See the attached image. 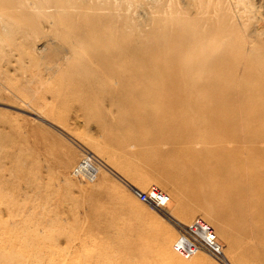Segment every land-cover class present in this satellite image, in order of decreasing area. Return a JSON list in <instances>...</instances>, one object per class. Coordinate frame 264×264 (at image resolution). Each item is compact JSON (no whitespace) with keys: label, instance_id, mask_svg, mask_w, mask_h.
Instances as JSON below:
<instances>
[{"label":"rangeland","instance_id":"374dc122","mask_svg":"<svg viewBox=\"0 0 264 264\" xmlns=\"http://www.w3.org/2000/svg\"><path fill=\"white\" fill-rule=\"evenodd\" d=\"M219 8L228 14L223 23L233 29L232 35L225 34L221 40L229 45L231 56L227 58L232 59L237 51H250L254 59L264 62V0H193L192 5L186 0H130L128 14L137 34L155 29L156 20L178 14L193 16L199 28L208 26L209 30L204 20L217 18L223 12ZM34 22L39 30L27 31L23 36L19 29L26 26L22 23L16 25L13 34L0 23V194L4 202L0 205V219H24L31 224L23 226L27 230L18 244L23 245L27 234H32L40 247L48 246L46 252L42 249L35 253L44 254L45 262L55 264H89L98 244L105 242L121 254V241L128 242L131 252L146 248L145 260L151 264H165L170 250L183 263L190 258H182L172 249L178 226L200 218L215 235L222 255L219 261L201 250L198 253L205 259L198 264H228L231 258L234 263L233 256L239 250L229 251L218 229L226 227L238 233L236 215L219 204L216 194L212 195L211 190L219 185H208L191 176L194 194L181 191L177 200L172 176H161L168 173L162 170V164L178 165L186 175L192 168L189 156L203 145L218 149L220 158L231 149L240 160L248 158L249 152L240 144V128L235 124L240 116L235 104L241 101L235 99L232 89L235 75L240 72L237 61L232 59V73L224 76L225 82L213 80L212 75H200L191 82V89L204 86L208 94L190 96L185 99L187 104L181 100L184 97L174 95V99H180L176 102L180 117L167 116L165 126L160 128L159 119L144 103L121 118L107 100L81 99L76 92L55 84L54 77L70 69L65 64L59 65L51 80H45L48 68L63 51L51 25ZM209 36L216 38L217 34L211 32ZM234 36L239 38L238 44L232 43ZM132 38L135 41L136 35ZM150 46L159 48L158 40ZM130 48L134 54L136 49ZM162 56L158 51L143 65L160 68ZM143 65L137 62L132 68ZM221 88L230 91H216ZM166 126L174 127V133L167 131L165 135ZM217 158L211 166L220 163ZM79 163L82 172L91 173L90 179L75 176ZM152 186L169 196L170 208L165 205L162 211H155L132 194L133 189L145 192ZM125 193L145 204L150 217L143 218L128 209ZM154 225L164 229L162 242ZM109 263L103 258L99 264Z\"/></svg>","mask_w":264,"mask_h":264},{"label":"bare ground","instance_id":"6f19581e","mask_svg":"<svg viewBox=\"0 0 264 264\" xmlns=\"http://www.w3.org/2000/svg\"><path fill=\"white\" fill-rule=\"evenodd\" d=\"M186 3L192 5L193 0H186ZM129 6L130 0H0V23L8 28L11 34L16 32V25L22 23L26 26L19 29L22 36L27 31L39 30L34 20L39 23L43 21L49 23L54 29L53 36L56 37L63 53L54 62L53 67L48 68L45 80H51L53 73L59 70V65L65 64L70 69L61 72L59 76H53L55 84H61L67 91L76 92L81 99L92 101L98 99V102L100 99L107 100L115 108L116 113L122 115L121 118H125L130 109L144 103L147 107H151L150 112L155 114L154 118L159 119L160 128L165 126L163 121L167 118L180 117L178 111L176 112L178 107L176 102L180 101L181 97H184L181 100L187 104L188 101L186 102L185 99L190 96L209 93L203 84V87H198L196 91L191 89L190 85L194 79L200 75L206 78L212 75L213 80L220 79L225 82L224 76H230L232 73V65H234L232 59L237 61L240 72L235 75L232 89L236 94L235 99L240 98L241 101L235 104H238L239 110L238 108L237 110L240 115L235 124L240 128L238 131L240 144L249 152L248 158L240 160L233 155V149L230 150L231 153L230 151L222 153L220 158L218 149L203 145L198 152L193 151L192 155H188L192 158V168L186 175L182 173L183 168L178 165L174 167L162 164V170L168 173L161 177L168 179L172 176L171 180L177 185V190L174 192L177 200L183 192L194 194L193 184L191 185L189 181L191 176L207 182L205 184L208 185H219L216 190H211L212 195L218 196L220 205L234 211L236 215L234 223L238 229V233L231 232L226 227L218 229L229 251L239 250L233 256L234 263L232 258L229 261L227 259V263L264 264V120H253L264 119V62L254 59L250 51H237L232 59L227 58L231 56L227 48L229 45L222 44L221 40L225 34L232 35L233 29L226 21L223 23L224 15L227 19L228 14H224L220 8L219 11H223L222 15L219 13L215 19L205 18L204 21L211 28L209 30L208 26L199 28L198 21L193 16L178 14L172 15L167 20H156L155 29L137 34L130 24ZM211 32L216 33L217 37H210ZM134 35H136L135 41L132 38ZM155 39L158 40L159 48L150 46ZM238 42L239 38L234 36L232 43L238 44ZM130 47L136 49L134 54L130 53L132 52ZM158 51L163 54V66L160 68L144 66L147 59L155 56ZM136 60L140 66L143 65V69L138 66L132 68V65H136ZM222 64L229 66L221 67ZM199 83L201 85L202 82ZM173 88L176 94L173 93ZM216 91L228 92L230 89L221 88ZM174 95H178L175 98L180 99H174ZM166 105L168 109H165ZM31 109L39 119H43L37 110ZM172 112L177 114H171ZM48 124L52 126V123ZM253 127L255 128L252 130ZM167 131L174 133V127H164L163 132ZM195 156H198L196 161ZM215 158L221 161L211 166ZM85 160L81 163L85 164ZM81 163L75 168L74 174L91 177V173L89 175L82 172ZM102 186L103 184H100L99 187ZM151 190L155 196L160 194L158 200L164 201L162 208L165 205L166 208H170L172 201L168 199L169 196L155 186L150 187L145 193ZM136 191L140 190L133 189L132 194L138 198ZM125 196L128 209L143 218L150 217V212L145 207V204L153 206L149 203L150 200L143 201L138 198L145 203L143 204L127 193ZM164 197L167 198L166 201ZM2 202L3 197L0 194V205ZM153 209L158 211L154 207ZM195 219L203 221L200 218ZM195 219L186 226L192 224ZM204 223L209 227L206 222ZM25 225L31 224L24 219L20 221L0 219V264H55L54 261L45 262L44 254L42 256V253H35V251L42 252V249L46 252L48 246L40 247L32 234H27L23 245L18 244L27 230L23 227ZM154 232L162 242L165 238L164 229L154 225ZM211 233L213 234L212 231ZM200 234L206 235V232L204 234L200 231ZM178 236L179 233L172 242L173 251V244L179 241ZM213 236L215 237L214 234ZM98 245V249L93 252L94 259L89 264H97V262L99 264L103 258L108 259L111 264H151L145 260L146 248L131 252L127 241H121V254L108 242ZM199 251L201 250L187 257L190 258L187 261L180 263L170 250L165 257V264H187V262L198 264L205 259L200 256ZM217 260L220 261L221 257Z\"/></svg>","mask_w":264,"mask_h":264},{"label":"built area","instance_id":"2783aa9c","mask_svg":"<svg viewBox=\"0 0 264 264\" xmlns=\"http://www.w3.org/2000/svg\"><path fill=\"white\" fill-rule=\"evenodd\" d=\"M76 177H83L89 179L87 176L82 174L75 175ZM151 190L148 193L142 191H136L138 198L143 201L150 200L153 206L152 208L158 209V211H162V205L164 201H159L160 194L158 193L156 196L152 194ZM165 201L167 200L164 197ZM160 203V205H159ZM161 207V208H160ZM200 231L206 235H201ZM178 233H179V241H176L173 244L174 251L178 254L183 256L184 258L189 257L190 255L194 254L198 250L206 251L208 254L213 256L214 258L218 259L222 255L221 247L219 243L216 241L215 237L211 233V230L203 221H199L195 219L192 224L178 226ZM180 242V243H179Z\"/></svg>","mask_w":264,"mask_h":264}]
</instances>
